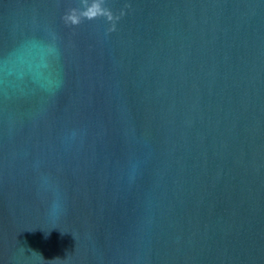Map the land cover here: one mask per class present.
<instances>
[{"label":"water","instance_id":"95a60500","mask_svg":"<svg viewBox=\"0 0 264 264\" xmlns=\"http://www.w3.org/2000/svg\"><path fill=\"white\" fill-rule=\"evenodd\" d=\"M0 264H264V0H0Z\"/></svg>","mask_w":264,"mask_h":264}]
</instances>
